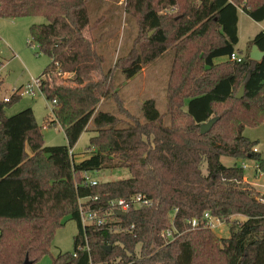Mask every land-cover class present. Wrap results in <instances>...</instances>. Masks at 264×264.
<instances>
[{"label": "trees", "instance_id": "1", "mask_svg": "<svg viewBox=\"0 0 264 264\" xmlns=\"http://www.w3.org/2000/svg\"><path fill=\"white\" fill-rule=\"evenodd\" d=\"M132 2L145 36L128 57L106 69L100 38L86 35L104 20L91 21L89 0H0V19H47L30 26L28 42L51 58L41 88L48 101L56 100L50 124L61 125L68 140L46 145L32 108L6 115L22 96L0 98V264H26L27 257L38 264L51 252L65 215L77 221L78 234L74 249L60 252L52 264H264V202L245 179L244 167L221 159H253L264 170L258 142L244 135L247 126L264 123V57L251 59L250 49L243 61L231 60L234 52L242 53L236 48L239 9L263 21L264 0ZM178 4L176 15L160 13ZM174 43L166 112L152 98L142 105L144 120L128 110L120 118L99 109L110 96L122 108L115 71L131 79ZM249 44L264 51V30ZM219 57L228 59L216 64ZM242 85L245 94L238 99ZM216 116L202 134L201 124ZM85 131L94 132L92 154L76 161L70 151ZM109 168L128 169L131 176L87 184L85 171ZM138 193L153 204L125 216L116 213L103 227L83 228L81 198L98 196L93 204L104 213L110 199ZM206 212L228 223L229 237H218L206 225ZM193 218L200 220L196 228L189 223ZM172 225L182 234L167 244L160 233Z\"/></svg>", "mask_w": 264, "mask_h": 264}, {"label": "rangeland", "instance_id": "2", "mask_svg": "<svg viewBox=\"0 0 264 264\" xmlns=\"http://www.w3.org/2000/svg\"><path fill=\"white\" fill-rule=\"evenodd\" d=\"M133 0H89L88 8L92 22L103 17V22L94 30L87 31L86 35L100 38L99 50L105 55V68L110 69L118 58L128 57L130 52L137 46V42L145 34L140 27L141 16L134 6ZM158 2L159 0H154ZM180 5H165L160 9V13L172 16L179 12ZM239 16V43L238 48L245 56L250 51L248 43L262 30L264 22L253 20L242 9L238 11ZM47 23L44 16H31L18 19H0V98L10 97L14 88L28 84L33 78L41 76L45 68L51 61L48 55L40 54L38 44L33 41V46L29 45L32 40L30 26L32 24ZM176 43L169 49L144 66L142 71L135 77L128 79L119 70L115 71V84L118 95L122 102V108L117 102L116 96L105 98L99 105L100 110H107L115 113L120 118H126L124 110L144 120L142 105L147 99H154L156 107L161 112L167 109V87L170 81L173 62L176 57ZM219 57L217 59L220 60ZM52 101H48L44 94L37 91L36 96H22L18 101L11 104L6 109V115H14L26 108H33L38 124L42 127L45 144L64 145L68 143L66 133L61 125H51ZM123 110V111H122ZM94 127L91 122L89 130ZM94 132L85 131L80 136L74 147V159L80 161L92 154L89 148L90 138ZM245 134L258 143L256 147L260 150L264 158V123L259 126H247ZM222 162L227 166H232L236 162L238 165L246 164L244 167L247 182L259 192L260 198L264 197V170L260 173L256 171V161L253 159H236L223 156ZM206 172V166L203 167ZM90 176L99 181L117 180L130 177V172L125 168H109L101 171H92ZM240 221L245 220L242 215L234 216ZM64 224L61 226L52 243L51 252L45 254L38 264H52L53 258L60 252L72 251L74 249V237L78 234L77 221L70 215H65ZM214 231L218 237H229L230 227L226 221H222ZM140 251V245L137 252Z\"/></svg>", "mask_w": 264, "mask_h": 264}, {"label": "built area", "instance_id": "3", "mask_svg": "<svg viewBox=\"0 0 264 264\" xmlns=\"http://www.w3.org/2000/svg\"><path fill=\"white\" fill-rule=\"evenodd\" d=\"M125 2H128L130 0H124ZM230 2H233V0H228ZM231 60H235V61H243V56L239 55L238 52H234L231 55ZM42 78L36 77L33 78L28 84L14 88L12 90V94H17L20 96H24V95H28V96H36L37 91L42 92ZM43 93V92H42ZM12 97V95L10 97H5L3 98L4 101H9L10 98ZM56 103V100L53 101V104ZM255 151H257V149L255 148ZM70 154L72 157H74L75 153L73 152V149L70 151ZM244 167H247V165L245 164ZM256 171L258 173H260V171L262 170L260 168V165L258 162H256ZM92 171H85L84 172V176L86 179L87 184L90 185H97L99 180L95 177L90 176L89 174ZM261 201L264 202V197L262 196L260 198ZM99 201V197H85V198H81L79 201V214H80V221L81 224L83 226V228H86L88 226H97V227H103L105 225V223L108 222V218L112 217L113 215H115L118 212H127L132 209V208H142V207H147V206H151L153 204V200L148 198L146 195L138 193L133 195L130 198H114V199H110L109 202L107 203L108 207L106 208V211L103 213V209L101 206H94L93 203ZM91 202V203H90ZM172 217L174 216V214L171 215ZM118 219H110L111 223H116ZM204 222L206 223V225L211 228V229H215L218 225L222 224V220L217 217L212 215L210 212H206L204 214L203 217ZM190 225L191 227L196 228L199 223L200 220L198 218H193L192 220H190ZM133 227V226H132ZM182 234L181 231H179L175 225H172L171 227L165 228L161 230V237L162 239H164V241L168 244L170 242H172L173 240L176 239L177 235ZM80 249L82 248L81 246L79 247ZM76 255V254H75Z\"/></svg>", "mask_w": 264, "mask_h": 264}, {"label": "water", "instance_id": "4", "mask_svg": "<svg viewBox=\"0 0 264 264\" xmlns=\"http://www.w3.org/2000/svg\"><path fill=\"white\" fill-rule=\"evenodd\" d=\"M264 57V51H261L259 49V47L256 44H253L251 51H250V58L257 60V61H261ZM245 94V85H242L241 89L238 91L236 98L241 99L243 98ZM219 116L216 117H212L211 119H209L207 122H204L201 124V133L205 134L207 132H209L212 127L215 125V123L219 120ZM119 215H127V212H118ZM106 249L108 251H112V246H107ZM26 264H33L32 261L29 260V258H26Z\"/></svg>", "mask_w": 264, "mask_h": 264}, {"label": "crops", "instance_id": "5", "mask_svg": "<svg viewBox=\"0 0 264 264\" xmlns=\"http://www.w3.org/2000/svg\"><path fill=\"white\" fill-rule=\"evenodd\" d=\"M239 10H240V9H239ZM10 20H11V19H10ZM260 22H264V20H263V21H260ZM238 24H239V20H238ZM262 30H264V26H262ZM262 30H261V31H262ZM238 32H239V25H238ZM259 32H260V31H259ZM259 32H258V33H259ZM254 37H255V36H254ZM254 37H253V38H254ZM237 45H238V44H237ZM248 45H249V43H248ZM236 48H237V50H240V48H238V46H237ZM240 51H242V50H240ZM239 55L243 56V53H239ZM227 59H228L227 57H225V58H220V60H219V59H215L214 62H215L216 64H218V63L225 62ZM23 85H24V84H23ZM23 85H21V86H23ZM32 109H33V108H32ZM244 135L251 139L250 136H248V135L245 134V131H244ZM251 140H252V139H251ZM253 141H256V140H253ZM255 148L257 149L258 152H260V150L258 149V147H255ZM73 152H74V148H73ZM74 153H75V152H74ZM260 153H261V152H260ZM75 156H78V157H79L80 155H76V154H75ZM243 160H244V159H243ZM235 164H238V163L236 162ZM235 164H234V165H235ZM245 179L249 181L248 177H246V176H245ZM249 182H250V183H255V185H257V182H256V181H249ZM263 186H264V185H263Z\"/></svg>", "mask_w": 264, "mask_h": 264}]
</instances>
